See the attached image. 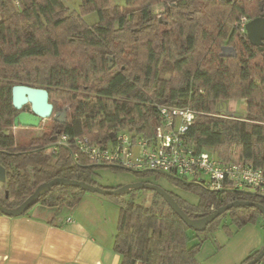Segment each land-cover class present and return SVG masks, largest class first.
Masks as SVG:
<instances>
[{
    "label": "trees",
    "instance_id": "trees-1",
    "mask_svg": "<svg viewBox=\"0 0 264 264\" xmlns=\"http://www.w3.org/2000/svg\"><path fill=\"white\" fill-rule=\"evenodd\" d=\"M159 4L167 7L166 19L154 14ZM93 12L99 22L89 25L83 16ZM263 15L264 0H82L81 13L71 11L63 0H19V5L1 1L0 165L6 181L0 188V204L17 209L40 186L56 179L100 186L93 177L97 168L108 166L80 153L76 139L106 144L122 129L151 134L162 106L196 113L187 133L195 148L214 150L227 162L264 168V45L253 46L246 28H241L244 18L249 22ZM226 46L236 51V57L221 56ZM108 57L114 58L113 69ZM16 85L46 89L54 106L52 124L25 143L14 126L20 113L13 106ZM233 98L246 101L245 118L225 117L218 111L221 101ZM64 111L66 121L60 124L54 116ZM63 134L69 136V145L54 149L53 138ZM164 176L198 193L200 203L194 207L167 191L191 219L235 202L264 207V193L228 185L211 191ZM134 192H152L154 200L145 206L133 196L120 199L114 249L121 264H203L197 258L203 240L194 245L192 241L211 236L226 216L238 228L261 224L264 229L258 206L234 207L198 231L157 193L133 189L127 194ZM86 193L56 186L36 206L74 207ZM257 264H264V258Z\"/></svg>",
    "mask_w": 264,
    "mask_h": 264
},
{
    "label": "built area",
    "instance_id": "built-area-1",
    "mask_svg": "<svg viewBox=\"0 0 264 264\" xmlns=\"http://www.w3.org/2000/svg\"><path fill=\"white\" fill-rule=\"evenodd\" d=\"M14 1L19 5V0ZM247 23L244 18L241 28L245 29ZM159 112L151 134L122 129L112 133L114 137L106 144L80 138L75 145L80 153L108 167L164 174L211 191H220L228 185L233 189L264 193V168L227 162L213 150H199L188 142L187 133L196 118L193 110L162 106ZM69 142L68 135H57L54 149L68 146Z\"/></svg>",
    "mask_w": 264,
    "mask_h": 264
},
{
    "label": "crops",
    "instance_id": "crops-1",
    "mask_svg": "<svg viewBox=\"0 0 264 264\" xmlns=\"http://www.w3.org/2000/svg\"><path fill=\"white\" fill-rule=\"evenodd\" d=\"M87 198L74 207L37 205L23 216L0 214V264H121L114 249L119 217ZM263 247V233L256 232L231 264Z\"/></svg>",
    "mask_w": 264,
    "mask_h": 264
},
{
    "label": "rangeland",
    "instance_id": "rangeland-1",
    "mask_svg": "<svg viewBox=\"0 0 264 264\" xmlns=\"http://www.w3.org/2000/svg\"><path fill=\"white\" fill-rule=\"evenodd\" d=\"M63 1L71 11L81 13L82 0ZM166 10L167 7L165 4H159L153 8L154 14L160 20L167 18ZM83 18L89 25H95L99 22L98 14L95 12L84 15ZM111 63L114 68L116 66L114 58ZM169 78L170 76L166 77V79ZM218 111L225 117L245 118L247 116V104L243 99L233 98L231 100H223L218 106ZM51 124L52 119L50 118L45 120L39 129L18 128L15 132L18 139L25 143L29 142L32 137L46 131ZM213 152L215 151L213 150ZM93 178L100 186L111 189H118L119 187L138 182H149L163 188L165 191L179 196L189 206L197 207L200 203L198 193L183 188L178 185L177 182L164 175L159 176L151 174V176L145 177L136 172L126 171L119 168L100 167L97 168ZM0 185L2 186L3 184L0 182ZM131 196L135 198L137 203L145 206L152 205L154 200V194L152 192H134L132 194L123 195L119 199L107 195L87 192L84 198L88 197L87 199L90 201L100 203L104 211L108 212L109 215L120 217L122 205L120 199L128 200ZM256 225L249 224L243 228H238L234 225L230 216L224 217L220 228L214 231L211 236L207 238L205 235H201L200 239L195 238L192 241V244L194 245L200 243V240H203L197 254L198 260L203 264H231V262L240 256V253H242L247 244L252 241L256 232H262L264 237V229L261 224ZM190 234L193 237L195 236L193 233Z\"/></svg>",
    "mask_w": 264,
    "mask_h": 264
},
{
    "label": "water",
    "instance_id": "water-1",
    "mask_svg": "<svg viewBox=\"0 0 264 264\" xmlns=\"http://www.w3.org/2000/svg\"><path fill=\"white\" fill-rule=\"evenodd\" d=\"M246 32L248 40L253 46L264 45V15L260 18L249 21L246 25ZM221 56L236 57V51L233 48L226 46L222 49ZM108 61L109 68H113V64L111 63L113 61V57H108ZM12 98L13 106L17 111H20V113L14 119L15 128L39 129L43 121L50 119L53 116L54 106L50 102L49 92L44 88H35L27 85H16L12 90ZM28 105L31 108L30 111H23V109ZM66 116L67 113L64 111L60 114H56L54 116V120L60 124H64L66 121ZM111 137H114V134H112ZM53 139L56 140L57 135ZM5 181L6 170L0 165V182L4 183ZM60 185L72 186L80 188L89 193H97L107 196L127 194L133 189L151 190L154 193L160 195L168 203L172 210L186 223L187 226L198 231L206 230L210 223L218 219L225 212L238 206H258L264 215V207L261 205H255L248 202H235L216 210L207 217H203L201 219H191L178 205L170 193L165 191L163 188L151 183L138 182L120 187L118 189H107L69 179H56L50 183L40 186L35 191V193L17 209L5 208L0 204V212L9 217L23 216L36 206L38 199L42 195L49 193L54 187ZM263 258L264 247L255 259L246 264H257Z\"/></svg>",
    "mask_w": 264,
    "mask_h": 264
},
{
    "label": "flooded vegetation",
    "instance_id": "flooded-vegetation-1",
    "mask_svg": "<svg viewBox=\"0 0 264 264\" xmlns=\"http://www.w3.org/2000/svg\"><path fill=\"white\" fill-rule=\"evenodd\" d=\"M27 107H29L30 108V106L28 105V106H26L24 109H23V111H30V109H28Z\"/></svg>",
    "mask_w": 264,
    "mask_h": 264
}]
</instances>
